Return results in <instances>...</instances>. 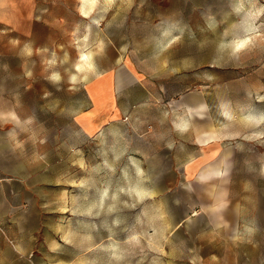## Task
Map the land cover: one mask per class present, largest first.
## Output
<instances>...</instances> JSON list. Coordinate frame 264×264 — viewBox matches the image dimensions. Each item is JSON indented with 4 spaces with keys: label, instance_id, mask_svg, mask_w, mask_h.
I'll return each instance as SVG.
<instances>
[{
    "label": "rangeland",
    "instance_id": "rangeland-1",
    "mask_svg": "<svg viewBox=\"0 0 264 264\" xmlns=\"http://www.w3.org/2000/svg\"><path fill=\"white\" fill-rule=\"evenodd\" d=\"M82 1L0 0V264H264V0Z\"/></svg>",
    "mask_w": 264,
    "mask_h": 264
},
{
    "label": "crops",
    "instance_id": "crops-1",
    "mask_svg": "<svg viewBox=\"0 0 264 264\" xmlns=\"http://www.w3.org/2000/svg\"><path fill=\"white\" fill-rule=\"evenodd\" d=\"M121 74L123 75L124 82L121 85V87L118 89V91H116L118 98H119L118 107L115 104L116 100L114 97V105H113V108H111L110 110H114L115 108L116 109L118 108L117 112L119 113L117 115L118 116L120 115L119 121H122V122L134 121V123L137 125V128H141V131H143L146 127H149V126L151 128L154 127V120H153L154 113L153 112H157L158 108L156 107V104L154 103L155 100H153L154 97L151 94L152 93L151 90L143 87L142 85H136L135 82H138V81H135V79H133V77L130 74H126V73H121ZM112 78L115 81L116 75L115 74L112 75ZM114 87H115V82H114ZM200 106H202L204 109L203 104L197 101V104L195 106L192 105L190 107L189 109L190 118H193L195 115L197 117L196 118L197 120L200 118V116L203 115V110L202 112L198 111V108H200ZM91 109H92V103H91L90 108L87 109L86 111L88 112V110H91ZM77 122H78V119L77 121H75L76 125H77ZM166 122L168 123L166 124V128L168 129L169 122L168 121ZM168 131H172V128L171 130L169 128ZM209 134L210 133H208L207 135V131L200 129L199 126L195 127V129L192 132V140H193L192 144L194 146L192 147V149L194 148L196 150L202 151V148H201L202 146L207 145V147L204 148V149H207L209 145L213 144L214 139L207 140V137L209 136ZM170 135H171V132H170ZM188 137L186 139H188ZM205 142H207V144ZM173 146H175V150L178 149L176 144H174ZM164 150L167 151L170 149L168 147H165ZM216 175L217 176L221 175V173L215 170L214 171L211 170L206 174H202V176H205V177L216 176ZM0 199L2 200L3 198H0Z\"/></svg>",
    "mask_w": 264,
    "mask_h": 264
},
{
    "label": "bare ground",
    "instance_id": "bare-ground-1",
    "mask_svg": "<svg viewBox=\"0 0 264 264\" xmlns=\"http://www.w3.org/2000/svg\"><path fill=\"white\" fill-rule=\"evenodd\" d=\"M96 4V0H83L82 3H81V13L83 14V17L86 18L88 17V13L90 11V9H92ZM248 39H243L241 42H239V44H244L245 41H247ZM84 57H88L89 59L87 61H85ZM90 66V67H89ZM76 68H77V71L79 72H83L84 70H90L93 68L92 66V62L90 60V54H84V53H81L80 54V62L76 65ZM58 76L55 75V78H57ZM59 78V77H58ZM203 110V107L200 106V108H198V111H201L202 112ZM208 135V133H207ZM214 138L213 134L209 135L207 137V140H210Z\"/></svg>",
    "mask_w": 264,
    "mask_h": 264
},
{
    "label": "snow or ice",
    "instance_id": "snow-or-ice-1",
    "mask_svg": "<svg viewBox=\"0 0 264 264\" xmlns=\"http://www.w3.org/2000/svg\"><path fill=\"white\" fill-rule=\"evenodd\" d=\"M85 61H87L89 58L88 57H84ZM90 67V66H89Z\"/></svg>",
    "mask_w": 264,
    "mask_h": 264
}]
</instances>
